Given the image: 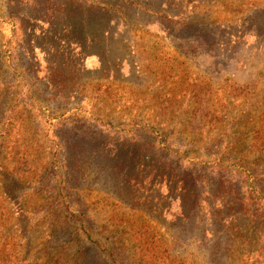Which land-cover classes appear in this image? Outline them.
<instances>
[{
  "label": "rangeland",
  "instance_id": "1",
  "mask_svg": "<svg viewBox=\"0 0 264 264\" xmlns=\"http://www.w3.org/2000/svg\"><path fill=\"white\" fill-rule=\"evenodd\" d=\"M66 1L0 0V264H264V0H87L130 19L113 18L103 45L76 64L48 56L43 34ZM61 69L70 80L52 95L47 76ZM66 124L103 129L113 146L148 135L168 145L172 135L173 152L201 175L200 205L163 184L160 210L134 207L93 180L96 165L82 179L92 188L68 197L72 210L46 212L53 195L37 192L60 180L53 160ZM233 196L260 218L234 214L222 203Z\"/></svg>",
  "mask_w": 264,
  "mask_h": 264
},
{
  "label": "trees",
  "instance_id": "2",
  "mask_svg": "<svg viewBox=\"0 0 264 264\" xmlns=\"http://www.w3.org/2000/svg\"><path fill=\"white\" fill-rule=\"evenodd\" d=\"M59 6L60 10L57 6L48 18V23L52 27L43 34L47 39L52 40V45L47 50L50 54L48 56L56 53L60 57L61 63L71 60L73 64H76L79 60L78 56L90 52L93 45H103L109 35L113 18H124L126 21L130 19L127 13L119 14V8L109 4L98 3L96 5L88 3L87 0L85 2L83 0H67ZM59 26L62 27V30L59 29ZM26 35L25 41L28 40V32ZM31 41L32 39L29 43L27 42V45H30ZM91 53H94V49ZM99 53L101 52H97L100 57ZM54 62L57 63L58 60L55 59ZM69 80L70 77L66 76L62 69L59 75L51 71L47 76L46 89L51 90L52 95L61 94L59 89L64 87L61 84H67ZM7 95V90L0 91V114L2 117L6 112L3 105ZM30 98L33 96L30 95ZM109 136L110 134L106 135L103 129L92 130L91 127L78 129L70 125L65 128L62 126L60 131L56 132L59 144L55 153L56 160H53V163L56 165L54 173L60 180L55 185L50 181L43 182V189L37 192L40 194L51 192L53 195L54 199L49 200V203L53 206L57 205L54 211L46 212L50 214L54 212L61 216L64 211L72 210L74 201L78 200H68V197L86 189L84 187L92 188L90 184L84 186L82 179L87 174L86 170L96 165L97 171L93 180L97 182L98 178L103 177L102 183H100L102 186L111 188L120 199L131 203L134 207L146 208L152 212L160 210L165 200L161 189L163 184H170V192L176 191L181 201L188 203L191 208L200 205L201 193L198 191L203 183L201 175L197 176L194 168L185 167L184 159L178 158L177 152H173L171 148L172 135L166 136L168 145L161 144L156 136L148 135L147 137L137 136L134 138L122 136L123 141L117 146L111 144ZM4 158L5 151L1 150L0 163ZM2 174L9 175L8 170L3 169ZM210 180L212 178L208 181ZM219 186L224 187L222 183H219ZM222 203L229 207L234 214L250 220V224L260 218L257 215V210H254L256 213H251V207L246 208L244 200L240 197L233 196L229 200H222ZM86 216L83 211H78L76 215L83 224L86 223ZM241 218L240 220H242ZM110 233V237H114L109 239L114 261L123 263L120 249L124 240L117 234L112 235L113 231Z\"/></svg>",
  "mask_w": 264,
  "mask_h": 264
}]
</instances>
